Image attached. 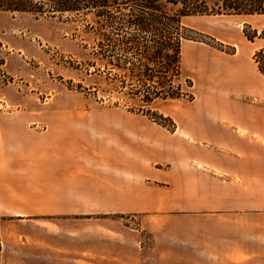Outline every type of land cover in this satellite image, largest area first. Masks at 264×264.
Returning <instances> with one entry per match:
<instances>
[{
	"label": "crops",
	"instance_id": "0c3cea01",
	"mask_svg": "<svg viewBox=\"0 0 264 264\" xmlns=\"http://www.w3.org/2000/svg\"><path fill=\"white\" fill-rule=\"evenodd\" d=\"M198 62L173 133L0 111V264H264V75L238 50Z\"/></svg>",
	"mask_w": 264,
	"mask_h": 264
},
{
	"label": "rangeland",
	"instance_id": "374dc122",
	"mask_svg": "<svg viewBox=\"0 0 264 264\" xmlns=\"http://www.w3.org/2000/svg\"><path fill=\"white\" fill-rule=\"evenodd\" d=\"M87 20L91 21V16ZM88 23L82 17L69 14L60 20L36 18L28 13L0 12L1 112L30 111L33 115H44L39 129L52 123L53 114L66 112L70 113V118L84 115L90 136L126 123L116 120L115 115L131 113L129 109L134 104L125 99L120 87L108 85L103 68L97 70L87 65L97 62L92 49L94 44L84 34ZM183 24L195 31L191 34L193 40L183 42L182 52L183 75L193 82L194 99L202 72L198 60L204 53L235 55L238 50L253 54L258 69L259 66L264 69V15H198L184 18ZM191 102L157 100L150 107L151 114L155 117L158 113L170 119L176 130L175 118L198 111V106ZM131 114L145 117L168 131L145 115ZM160 123L171 126L168 120ZM132 221L127 225L137 226L136 219Z\"/></svg>",
	"mask_w": 264,
	"mask_h": 264
},
{
	"label": "trees",
	"instance_id": "16d2710c",
	"mask_svg": "<svg viewBox=\"0 0 264 264\" xmlns=\"http://www.w3.org/2000/svg\"><path fill=\"white\" fill-rule=\"evenodd\" d=\"M0 12L84 18L89 22L84 34L92 40L98 62H88V67L106 71L108 85L120 87L136 105L130 106L131 113L174 132L175 124L158 113L152 116L150 107L157 100H194L193 82L183 75L182 52L195 31L183 19L264 15V0H0ZM259 71L264 74L260 66ZM163 120L171 126L162 125Z\"/></svg>",
	"mask_w": 264,
	"mask_h": 264
},
{
	"label": "bare ground",
	"instance_id": "6f19581e",
	"mask_svg": "<svg viewBox=\"0 0 264 264\" xmlns=\"http://www.w3.org/2000/svg\"><path fill=\"white\" fill-rule=\"evenodd\" d=\"M186 53V51H184Z\"/></svg>",
	"mask_w": 264,
	"mask_h": 264
}]
</instances>
